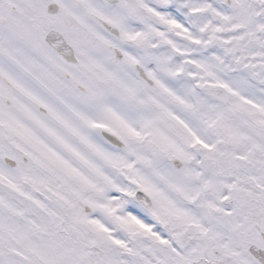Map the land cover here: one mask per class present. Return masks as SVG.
Masks as SVG:
<instances>
[{
  "label": "snow or ice",
  "instance_id": "snow-or-ice-1",
  "mask_svg": "<svg viewBox=\"0 0 264 264\" xmlns=\"http://www.w3.org/2000/svg\"><path fill=\"white\" fill-rule=\"evenodd\" d=\"M0 264H264V0H0Z\"/></svg>",
  "mask_w": 264,
  "mask_h": 264
}]
</instances>
